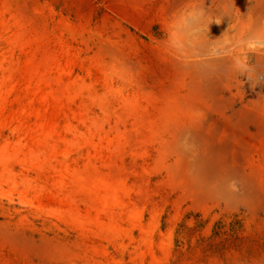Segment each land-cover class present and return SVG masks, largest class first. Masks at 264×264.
<instances>
[{
  "label": "rangeland",
  "instance_id": "obj_1",
  "mask_svg": "<svg viewBox=\"0 0 264 264\" xmlns=\"http://www.w3.org/2000/svg\"><path fill=\"white\" fill-rule=\"evenodd\" d=\"M0 264H264V0H0Z\"/></svg>",
  "mask_w": 264,
  "mask_h": 264
},
{
  "label": "bare ground",
  "instance_id": "obj_2",
  "mask_svg": "<svg viewBox=\"0 0 264 264\" xmlns=\"http://www.w3.org/2000/svg\"><path fill=\"white\" fill-rule=\"evenodd\" d=\"M38 15V14H37ZM29 20V19H28ZM169 98V97H168ZM174 98V97H173ZM171 100V99H170ZM156 102V101H155ZM174 103V102H173ZM197 103V102H196ZM156 104V103H155ZM175 105V104H174ZM184 109H186V108H184ZM181 111H182V109H181ZM186 111V110H185ZM183 112V111H182ZM144 120V119H143ZM146 120H147V118H146ZM243 184V183H242ZM246 185V184H245ZM245 185H243V186H245ZM255 185V184H254ZM248 190H249V188H247ZM107 190V189H106ZM112 191H114V190H112ZM249 192V191H248ZM252 192V191H251ZM263 192V191H262ZM107 193H109V192H107ZM250 193V192H249ZM261 196V195H260ZM259 199H261L260 197H259ZM263 200V199H262Z\"/></svg>",
  "mask_w": 264,
  "mask_h": 264
}]
</instances>
